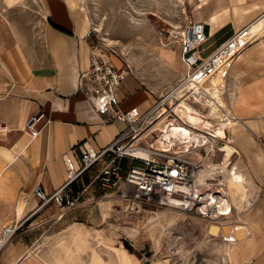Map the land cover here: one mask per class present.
I'll return each instance as SVG.
<instances>
[{"label":"crops","instance_id":"1","mask_svg":"<svg viewBox=\"0 0 264 264\" xmlns=\"http://www.w3.org/2000/svg\"><path fill=\"white\" fill-rule=\"evenodd\" d=\"M36 2L40 10L34 9ZM185 4L186 23L201 21L206 26L204 54L264 12V0H185ZM90 29L79 0H0V120L5 125L0 131V231L24 220L28 224L47 206L38 210L42 200L33 188L40 185L51 195L65 184L68 167L77 170L81 165L79 144L87 141L102 149L126 130V122L110 119V111L97 110L80 88L92 52L128 69L117 95L129 121L139 120L159 96L122 56L87 37ZM181 52L176 39L160 51L178 78L186 71ZM226 82V105L220 104V110L230 111L236 119L225 129L229 141L219 139L228 142L218 151L215 168L207 167L216 176L209 175L210 183L202 189L211 192L221 177L232 212L210 220L203 235L187 239L204 244L192 248L193 254L202 255L201 264H264V33L233 62ZM189 109L183 108L185 120H193L186 113ZM34 115L40 131L36 137L26 129ZM152 141L145 139L143 144ZM253 182L255 196L238 221L239 187L246 185L249 193ZM232 197L237 198L235 204ZM226 227L233 233H226ZM21 228L3 250L0 264L41 263L31 256L34 243L29 244L28 230ZM185 264L196 263L188 257Z\"/></svg>","mask_w":264,"mask_h":264},{"label":"rangeland","instance_id":"2","mask_svg":"<svg viewBox=\"0 0 264 264\" xmlns=\"http://www.w3.org/2000/svg\"><path fill=\"white\" fill-rule=\"evenodd\" d=\"M79 3L94 30L96 45L122 56L147 86L157 89L159 96L171 88L178 77L162 61L160 51L182 33L187 22L185 0H79ZM36 8L40 10L37 2ZM225 95L226 91L222 93L223 99ZM194 106L208 113L209 107ZM177 112L186 119L183 107L177 106ZM186 113L193 119L189 122L202 125L199 114ZM210 120L214 125L219 123L217 116ZM157 134L159 130L147 140H154ZM216 141L218 147L225 143ZM218 147L210 150L209 155L204 149L191 154L204 161L205 176H216V171L207 167L212 166ZM218 187L221 190H216ZM241 187L244 191L239 187L238 221L255 196L256 185L250 187L249 193L246 185ZM219 191L226 196L227 187L222 183L211 187V192ZM133 193L132 188L126 189L125 183L120 182L112 187H93L74 209L61 210L53 203L48 204L20 229L28 230L29 244L34 243L31 256L38 258L40 264H122L125 258L126 264H185L188 257L191 262L201 264L202 255L193 254L192 248H203L204 244L188 242L187 237L203 235L210 220H219L221 216H203L195 210L166 206L138 208L133 204ZM232 201L235 204L237 198L232 197Z\"/></svg>","mask_w":264,"mask_h":264},{"label":"built area","instance_id":"3","mask_svg":"<svg viewBox=\"0 0 264 264\" xmlns=\"http://www.w3.org/2000/svg\"><path fill=\"white\" fill-rule=\"evenodd\" d=\"M259 23L264 25V12L233 32L209 54H204L202 48L207 41L205 24L201 21L186 23L182 33L175 38L182 45L181 59L186 66V71L137 121L128 120L126 113L121 109L117 95L118 87L128 73V69L119 68L105 60L99 53L92 52L90 66L81 74L80 88L91 99L97 110L110 111V119L126 122L127 128L102 149H96L87 141L79 144L81 165L77 170L72 166L68 167V179L65 184L51 195L46 194L40 185L33 188L32 193L42 200L38 210L50 203L61 210L74 209L93 187L101 189L123 182L126 189H133V204L138 208L147 205L176 208L175 200L182 198L187 202L182 210L197 211L199 208L201 215L210 216L212 210L204 212L199 205L205 200L206 195L202 188L207 183H202L198 179L204 161L194 158L191 154L196 149H205L207 155L209 150L218 147L216 139H225L226 133L225 136H216L211 132L213 130L210 131V128L206 126L199 128L195 124H188L190 130L198 135V139L186 142L175 141V144L169 145L168 148L165 147L169 143L168 139L165 143L161 141L162 146H159L160 134H157L149 145L143 144V141L157 130L164 132L163 128L158 127L160 123L167 126L174 122H182L176 112V106L181 105L183 101L193 107L196 104L203 109L208 107L205 104H208L212 96L208 91L206 79L223 68L224 78L227 80L233 62L263 35L258 33L259 30H254ZM93 33L94 30L91 28L87 37H91ZM203 115L206 116L204 112ZM217 118L219 124H223L225 129L229 127L231 121L236 119L230 111L225 109ZM37 122V115L31 116L26 122V129L33 137L40 132L36 128ZM4 128L5 125L0 120V131ZM136 150H144L149 153V156H138L135 154ZM128 162H130L129 165ZM177 182L190 187L193 190V196L189 197L188 194L179 191L175 185ZM74 186L78 189L75 190ZM212 193L219 198L226 197L220 191ZM24 223L25 220L1 229L0 256Z\"/></svg>","mask_w":264,"mask_h":264},{"label":"bare ground","instance_id":"4","mask_svg":"<svg viewBox=\"0 0 264 264\" xmlns=\"http://www.w3.org/2000/svg\"><path fill=\"white\" fill-rule=\"evenodd\" d=\"M254 30H259V34H263L264 33V28H263V24L259 23L255 26ZM224 72L225 70L222 68L219 70V72L215 75L210 76L209 78L206 79V85L208 87V91L211 94V99L208 102V104H205L206 106L209 107L208 109V113H206V117L208 118H203V112L198 109L195 108L189 104H186V102H182L181 107H188L189 109V113L192 114V112H195L196 114H199V120L203 121L202 125H197L196 123H192L189 122V120H185L178 112H177V106H176V112L179 114V116L182 119V122H174L172 124H169L167 126L164 125H160L161 128H163L164 132L161 133L160 132V138L158 139V144L159 146L161 145V141H163L165 143V140L168 139V143L167 146L171 145L172 143L175 144V141H190L192 139H198V135L194 134L190 128L188 127V124H195L197 127L202 128L203 126H206L208 128H210V130H213L214 134L216 136H225V127L223 124H219V125H214L213 121L210 120V117L215 118L216 116L218 117L219 112H221V105H226L225 100L223 99V96L221 95V93L223 92V90H225L226 87V80L224 78ZM221 104V105H220ZM192 110V112H191ZM162 121V120H161ZM219 130L223 131V134L219 132ZM162 138V139H161ZM225 138V137H224ZM229 141V140H228ZM226 141L223 145H220L215 151H214V161L216 159V155L218 153L219 150H224V146L225 144L228 142ZM163 144V143H162ZM164 145V144H163ZM166 146V145H165ZM136 155L141 156V157H148L149 153H147L144 150H136L135 152ZM213 161V162H214ZM212 162V168H215V165H213ZM205 171H206V167H202L200 169L199 175H198V179L200 182L202 183H209L210 179L208 178L209 176H205ZM213 171V170H212ZM220 183L224 184L223 180H218ZM176 188L179 191H183L184 193L188 194L189 197L193 196V190L190 187H187L186 185H184L181 182H177L176 184ZM222 187V186H221ZM223 189V188H222ZM204 201H202V203H200V208L202 211L204 212H209V209L212 210L211 215L213 216H219L221 214H226L229 215L232 212V208L231 205L227 206V200L228 197H224V198H219L217 197L214 193L212 192H207L205 197H204ZM175 203L177 204L176 208H180L182 209L185 205H186V200L182 199V198H178L177 200H175ZM198 205V206H199ZM234 208V207H233ZM208 210V211H207ZM197 211L199 212L200 209L198 208ZM212 220V219H211ZM215 228V227H214ZM220 228V227H219ZM218 229V228H217ZM217 231V230H216ZM233 233V230L231 227H226V233ZM122 264H126L125 261H121Z\"/></svg>","mask_w":264,"mask_h":264},{"label":"trees","instance_id":"5","mask_svg":"<svg viewBox=\"0 0 264 264\" xmlns=\"http://www.w3.org/2000/svg\"><path fill=\"white\" fill-rule=\"evenodd\" d=\"M74 189L77 190L78 189L77 186H74Z\"/></svg>","mask_w":264,"mask_h":264}]
</instances>
